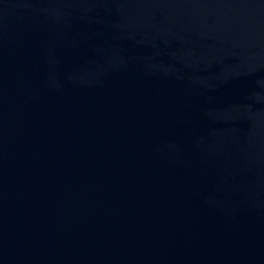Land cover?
<instances>
[{
  "label": "water",
  "instance_id": "95a60500",
  "mask_svg": "<svg viewBox=\"0 0 264 264\" xmlns=\"http://www.w3.org/2000/svg\"><path fill=\"white\" fill-rule=\"evenodd\" d=\"M0 264H264V0H0Z\"/></svg>",
  "mask_w": 264,
  "mask_h": 264
}]
</instances>
